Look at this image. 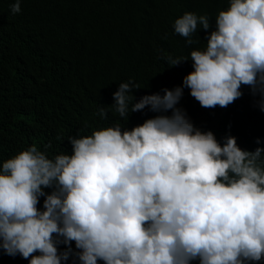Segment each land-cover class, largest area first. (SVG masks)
Here are the masks:
<instances>
[{
    "label": "clouds",
    "instance_id": "1",
    "mask_svg": "<svg viewBox=\"0 0 264 264\" xmlns=\"http://www.w3.org/2000/svg\"><path fill=\"white\" fill-rule=\"evenodd\" d=\"M23 0H15L13 14ZM215 24L185 12L174 31L203 50L180 86L136 100L120 83L106 110L129 125L69 137L71 154L33 144L0 163V251L11 264H260L264 260V148L221 144L178 107L184 89L206 109L247 87L264 112V0H228ZM149 117H140L149 112ZM171 113V114H170ZM135 114V116H130ZM99 115L107 118L101 108ZM121 126H120V125ZM259 144V138L256 140ZM51 144L45 145V149ZM49 189L50 191H45ZM59 247V245H61Z\"/></svg>",
    "mask_w": 264,
    "mask_h": 264
},
{
    "label": "trees",
    "instance_id": "2",
    "mask_svg": "<svg viewBox=\"0 0 264 264\" xmlns=\"http://www.w3.org/2000/svg\"><path fill=\"white\" fill-rule=\"evenodd\" d=\"M14 2L0 0V163L33 144L53 158L56 141L63 147L80 129L89 136L116 121L132 124L135 117L125 122L99 115L113 99L109 91L131 81L141 88L135 93L139 100L180 86L193 70L192 62L169 68L167 57L190 58L192 50L206 47L207 33L198 28L192 39L199 42L187 45L174 31L175 20L185 12L207 14L214 27L219 11L229 6L228 0H23L21 11L13 14ZM241 91L243 96L227 108L206 109L185 88L178 107L221 144L231 135L244 150L264 148L258 97L247 87ZM56 104L71 105L58 123ZM81 104L84 110L78 108ZM6 257L0 251V264H11L2 261ZM64 264L79 260L70 254Z\"/></svg>",
    "mask_w": 264,
    "mask_h": 264
},
{
    "label": "bare ground",
    "instance_id": "3",
    "mask_svg": "<svg viewBox=\"0 0 264 264\" xmlns=\"http://www.w3.org/2000/svg\"><path fill=\"white\" fill-rule=\"evenodd\" d=\"M109 41V39H107V42ZM181 83H182V81H181ZM103 90L105 89V84H103V87H101ZM100 88V89H101ZM101 89V90H102ZM116 91V89L115 90H110L109 91V93L110 94H113L114 92ZM108 92V91H107ZM136 92H139V91H137V90H135V91H133V95L135 96V93ZM140 98V97H139ZM108 101H114L111 97H109V100ZM101 104H102V101H101ZM88 105V104H87ZM64 108H66V109H68V110H70V108H71V105H64V104H60V105H57L56 104V106H53V113H54V118H55V121H56V123H58L61 119H62V117L64 116V115H68L67 113H65V112H63L62 113V111H63V109ZM78 108H81L82 110H84L85 109V104H81V105H78ZM103 108V107H102ZM106 112H107V114L109 115V116H116V115H118V113L117 112H115L114 110H105ZM78 114H80V113H78V111L76 112V116H78ZM150 114H154V115H156V113H153V112H149V113H142L141 115H140V117H143V118H146V117H149L150 116ZM171 114V113H170ZM130 116H135V114H130ZM70 121H72L71 119H70ZM101 122V121H100ZM100 122H99V124H100ZM127 122H129V119H128V121ZM93 125H95V124H91V126H93ZM124 127H126L127 128V126L125 125ZM201 131H207V130H205V129H200ZM78 135H74V136H72V137H77V136H87V132H84L83 130H78ZM58 142H59V140H57L56 141V144L54 145V148H53V151L56 153V154H62V152H61V150H66L67 149V152H66V154H71V144L69 143V142H67L63 147H60L59 145H57L58 144ZM45 191H50L49 189H46ZM98 264H101V261L100 262H98Z\"/></svg>",
    "mask_w": 264,
    "mask_h": 264
}]
</instances>
